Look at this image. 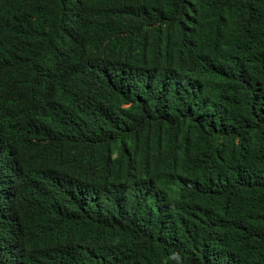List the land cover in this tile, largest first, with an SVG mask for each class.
<instances>
[{
    "label": "trees",
    "instance_id": "trees-1",
    "mask_svg": "<svg viewBox=\"0 0 264 264\" xmlns=\"http://www.w3.org/2000/svg\"><path fill=\"white\" fill-rule=\"evenodd\" d=\"M0 264H264V0H0Z\"/></svg>",
    "mask_w": 264,
    "mask_h": 264
}]
</instances>
